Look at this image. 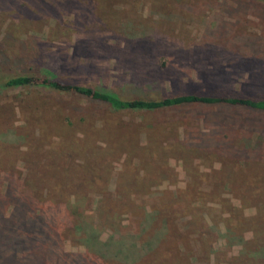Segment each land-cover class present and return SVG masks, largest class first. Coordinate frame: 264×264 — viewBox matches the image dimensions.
Here are the masks:
<instances>
[{
	"label": "rangeland",
	"instance_id": "374dc122",
	"mask_svg": "<svg viewBox=\"0 0 264 264\" xmlns=\"http://www.w3.org/2000/svg\"><path fill=\"white\" fill-rule=\"evenodd\" d=\"M22 74L264 96V0H0V241L27 238L7 264H264V112L2 85Z\"/></svg>",
	"mask_w": 264,
	"mask_h": 264
},
{
	"label": "trees",
	"instance_id": "16d2710c",
	"mask_svg": "<svg viewBox=\"0 0 264 264\" xmlns=\"http://www.w3.org/2000/svg\"><path fill=\"white\" fill-rule=\"evenodd\" d=\"M42 84L47 88L54 90H69L82 97H85L92 101L104 103L108 107L118 110H145L152 111L161 109L164 107L179 106L183 104H206V105H218L223 104L234 108H242L249 111L264 112V96L254 95L247 92H224L210 88V85L204 83L200 89H193L187 87L184 90L172 91L167 95L160 98H122L118 94L110 90H99L91 88L89 86L75 83L71 79L60 80L53 76H46L39 81L27 75H14L4 77L2 79V85L5 87H21L29 84ZM205 86V87H204ZM14 219L22 220L24 212L22 209L14 211ZM33 222L30 225L35 226L37 222L36 217L31 218ZM9 224V223H8ZM5 224L4 227L7 230L2 232V239L0 244L11 243L10 251H14L15 246L24 244V240L27 238H19L16 236L18 230L24 228L23 225L17 224ZM1 234V232H0ZM7 242V243H6ZM0 261L2 264H7L10 261V255H2L0 253Z\"/></svg>",
	"mask_w": 264,
	"mask_h": 264
}]
</instances>
